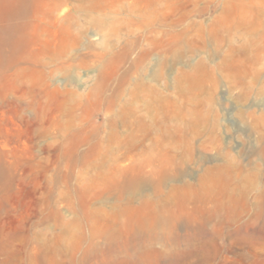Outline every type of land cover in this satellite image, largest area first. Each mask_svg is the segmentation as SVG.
<instances>
[{
    "label": "rangeland",
    "instance_id": "rangeland-1",
    "mask_svg": "<svg viewBox=\"0 0 264 264\" xmlns=\"http://www.w3.org/2000/svg\"><path fill=\"white\" fill-rule=\"evenodd\" d=\"M0 264H264V0H0Z\"/></svg>",
    "mask_w": 264,
    "mask_h": 264
}]
</instances>
